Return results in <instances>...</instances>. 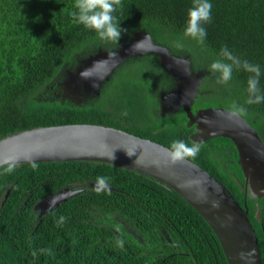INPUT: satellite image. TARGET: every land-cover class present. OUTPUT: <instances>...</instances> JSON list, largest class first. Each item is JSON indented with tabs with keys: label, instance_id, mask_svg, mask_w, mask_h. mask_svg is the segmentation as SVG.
<instances>
[{
	"label": "trees",
	"instance_id": "obj_1",
	"mask_svg": "<svg viewBox=\"0 0 264 264\" xmlns=\"http://www.w3.org/2000/svg\"><path fill=\"white\" fill-rule=\"evenodd\" d=\"M210 2L212 22L199 44L184 35L191 0H122L123 10L116 15L126 31L116 44L75 22L74 0H0V139L38 126L92 123L170 149L175 140L190 146L195 128L187 124L182 107L161 113L159 92L165 89L163 82L172 85L174 80L156 55L123 60L103 81L99 95L81 103L62 99L61 81L87 55L115 49L144 31L173 55H189L194 69L208 71L210 77L218 75L210 64L227 46L261 66L264 89V0ZM141 61L147 62L146 69ZM248 75L234 71L227 84L211 81L196 107L243 106L242 116L264 145V103H245ZM200 144L197 157L189 159L246 206L264 264V195L252 197L236 182L244 178L230 138L214 136ZM32 163L16 164L7 175L2 174L7 164L0 167V264H228L203 217L154 177L100 161L35 162V169ZM103 177L109 185L97 191ZM74 190L45 211L37 207L49 196ZM60 217L67 219L60 222Z\"/></svg>",
	"mask_w": 264,
	"mask_h": 264
},
{
	"label": "water",
	"instance_id": "obj_2",
	"mask_svg": "<svg viewBox=\"0 0 264 264\" xmlns=\"http://www.w3.org/2000/svg\"><path fill=\"white\" fill-rule=\"evenodd\" d=\"M142 33H134L128 43L121 44L116 50H98L83 58L82 64L74 72L71 70L64 86L77 91L81 84L98 93V80L107 79L111 69L123 60L146 53L156 55L160 67L177 81L172 90L159 95L161 113L174 112L182 107L187 124L194 125L195 132L190 134V138L195 142L214 136L230 138L237 149L244 178L243 183L238 179L236 182L250 196L262 197L264 145L254 127L243 116L228 118L230 109L223 106L204 107L192 112L191 106L199 92L203 72L190 74L187 55L175 56L167 47L154 43L149 33ZM146 37L148 39L142 44L144 51H131L133 44ZM112 52L116 53V58L110 55ZM97 61L102 62L94 66ZM93 66V76L82 78L80 73ZM170 151L169 147L149 138L106 125L38 126L0 139V167L6 165L5 161L19 164L87 160L111 163L147 174L176 191L203 217L216 235L228 264H261L257 237L246 206L241 207L221 182L189 158L173 161ZM112 154L115 159H110ZM77 191L54 194L41 200L37 207L47 202L45 210L49 209ZM256 214L258 216L259 210Z\"/></svg>",
	"mask_w": 264,
	"mask_h": 264
},
{
	"label": "clouds",
	"instance_id": "obj_3",
	"mask_svg": "<svg viewBox=\"0 0 264 264\" xmlns=\"http://www.w3.org/2000/svg\"><path fill=\"white\" fill-rule=\"evenodd\" d=\"M73 7H74V11L72 13V16L75 22L77 24L82 25L84 28L88 30L94 31L101 39L110 40L117 44L118 40L121 37L122 32L126 31L119 27L120 19L116 15L117 12L123 10L122 0H74ZM212 9H213V5L210 2V0H191V5L186 13L184 35L192 38L193 40L197 41V43L199 44H203L207 37L206 25L212 22ZM142 32L144 31H137L134 33L143 34ZM146 39H148V37H146L143 41L133 44L131 51L133 52L144 51V49L142 48V44ZM154 43L160 44L157 42ZM176 47H181V45L177 44ZM146 54H151V53H146ZM146 54H142V55H146ZM110 55L113 58H116L115 52H112ZM142 55H137V56H142ZM151 55L154 56V54ZM180 56L182 57V55ZM187 56L190 59V56L189 55ZM219 57H220L219 59L214 60L209 66V70L211 72L218 74L217 83L227 84L230 80H232L234 71L246 72L249 75L247 78V89H246L248 93V98L245 101V103L248 105L264 103V89L261 88V84H260V78L262 75L261 66L247 59H242L227 46L221 47L219 51ZM101 62L102 61L95 62L94 66L97 63H101ZM189 62H191V59ZM94 66L83 70L80 73L81 77L85 79L91 78L93 76L92 70ZM111 73L112 71L109 73V75ZM109 75L108 78L104 79L103 81L108 80ZM245 112L246 109L243 106L238 105L234 102L231 105L230 112L227 113V116L228 118L239 117L244 115ZM200 150H201V144L198 142L194 141L189 146L182 140H175L171 144L170 156L173 161H177L183 158H195L199 154ZM127 155L129 154L127 153ZM110 159H115L113 154L111 155ZM5 164H7V166L3 168L2 174H6V175L12 174L16 170V164L14 162L5 161ZM31 166L33 169L37 167L35 162H33ZM99 185L100 187L97 189V191L107 188L109 185L108 178L107 177L100 178ZM51 204L52 202L50 201V206ZM66 219H67L66 217H60V222H64L66 221ZM123 243L124 242L122 240L117 241V244L121 247L123 246ZM41 251H46L49 255H51L50 249H43ZM33 255L35 256L36 253L33 252Z\"/></svg>",
	"mask_w": 264,
	"mask_h": 264
},
{
	"label": "flooded vegetation",
	"instance_id": "obj_4",
	"mask_svg": "<svg viewBox=\"0 0 264 264\" xmlns=\"http://www.w3.org/2000/svg\"><path fill=\"white\" fill-rule=\"evenodd\" d=\"M133 37V36H132ZM132 37H130V39L132 38ZM130 39L127 41V42H122V43H120L118 46H117V48H115V49H112V50H116V49H118L119 48V46L121 45V44H126V43H128L129 41H130ZM104 51H111V50H104ZM97 52V51H96ZM95 52V53H96ZM95 53H93V54H95ZM93 54H89V55H87L86 57H88V56H90V55H93ZM85 58V57H84ZM82 60L83 59H81V60H79V62H78V64L72 69L73 71L72 72H74V70L78 67V66H80L81 64H82ZM113 69V68H112ZM112 69H111V71H112ZM189 73L190 74H196V72H203V76H202V80H201V82H200V84L198 85V87H199V92H198V94L196 95V97H195V99H194V101H193V104H192V106L191 107H194L195 108V111L197 110V109H199V108H202V107H196V105H197V98L199 97V96H201V95H203V94H205V93H207V92H209L210 90H208L206 87L211 83V81L213 82V76H209V74H208V72L207 71H203V69H200V68H197V69H194V67L192 66V64H191V62L189 63ZM110 71V72H111ZM167 71V70H166ZM69 73H71V70H67L66 71V77L61 81V84L63 85V87H61V97H62V99H65V98H67V99H69V100H71V101H73V102H75V103H81V102H84V101H87L88 99H90L93 95H99V93H100V88H101V85H102V81L104 80V78H102L101 80H98V87H99V92L98 93H96V91H94V90H89V89H87L86 87H84V86H82L81 84H79V87H78V90L76 91V90H74V89H72V88H68V87H65L64 86V82L65 81H67V79H68V77H69ZM169 76V75H168ZM170 77L172 78V76L170 75ZM173 79V78H172ZM174 80V82H173V84L171 85V82L170 83H165V82H163V84H164V88L165 89H162V90H160V92H159V95L161 94V93H166V92H169L170 90H172L174 87H175V85H176V80L175 79H173ZM205 84V85H204ZM178 110V109H177ZM173 112V111H172ZM171 111H168V112H165V113H172ZM175 112V111H174ZM164 115V114H163Z\"/></svg>",
	"mask_w": 264,
	"mask_h": 264
},
{
	"label": "rangeland",
	"instance_id": "obj_5",
	"mask_svg": "<svg viewBox=\"0 0 264 264\" xmlns=\"http://www.w3.org/2000/svg\"><path fill=\"white\" fill-rule=\"evenodd\" d=\"M198 52V54H199V51H197ZM199 61H203V58L202 57H200L199 58ZM142 63H143V65H141L142 66V68H144V69H146L147 68V66H148V64H147V62H145V61H141ZM139 69V68H138ZM201 69V68H200ZM139 71V70H138ZM144 71V70H143ZM217 78H218V75H215L214 77H213V83L215 84V83H217ZM143 83H147V82H143ZM211 107H216V106H211ZM139 124V123H138ZM137 124V125H138ZM136 125V126H137ZM141 125H143V124H141ZM146 126H147V123H146ZM40 203V202H39ZM47 206V202H45L42 206H40V208H39V210L40 211H42V210H45V207Z\"/></svg>",
	"mask_w": 264,
	"mask_h": 264
}]
</instances>
